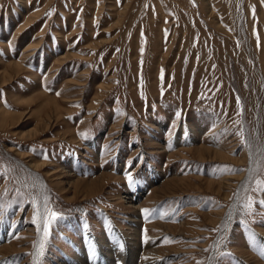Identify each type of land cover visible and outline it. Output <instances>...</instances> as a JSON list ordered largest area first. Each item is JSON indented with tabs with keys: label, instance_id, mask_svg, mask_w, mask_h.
<instances>
[{
	"label": "rangeland",
	"instance_id": "1",
	"mask_svg": "<svg viewBox=\"0 0 264 264\" xmlns=\"http://www.w3.org/2000/svg\"><path fill=\"white\" fill-rule=\"evenodd\" d=\"M261 146L264 0H0V264H33L38 190L40 264H264Z\"/></svg>",
	"mask_w": 264,
	"mask_h": 264
},
{
	"label": "snow or ice",
	"instance_id": "2",
	"mask_svg": "<svg viewBox=\"0 0 264 264\" xmlns=\"http://www.w3.org/2000/svg\"><path fill=\"white\" fill-rule=\"evenodd\" d=\"M179 113H177V118H179ZM241 137H243V131L240 132ZM242 142H244L242 140ZM249 148V160L250 164L253 162V153H252V144H247ZM257 153L260 154V158L264 159V146L257 148ZM47 157H45L46 159ZM226 170L230 171H239V170H232L228 169V166H221ZM262 170L259 161L256 162V167H250L248 169L249 176L247 180L244 182L243 189L248 192H255L257 194H264V179L260 178L259 175L256 176V179L253 181V175L259 173ZM2 173H0V177H2ZM127 179L129 181V185L132 184V176L131 173L127 174ZM252 183V187L249 188L248 184ZM238 195V194H237ZM30 204L33 208V219L32 223L37 225L38 231L43 233V236L39 240V243L35 245L36 252L32 253L34 259L33 264H40V257L43 255L44 243L47 237L50 235L49 226L55 222H57L61 218V214L57 213L55 210L52 209L50 206V196L44 192L43 190H38L35 195L30 194ZM259 204L264 206V199L254 200L251 195L246 198V201L242 204V208L249 214L252 212L253 204ZM5 204L3 203L2 199H0V212H2L5 208ZM144 214L145 220H147L150 216H157L158 218H165V213L162 212L160 209H148L144 208L141 210ZM226 226V225H225ZM252 239L255 241L256 237L253 234ZM264 247V245H261ZM215 257H209V264H214ZM197 264H202V262H197Z\"/></svg>",
	"mask_w": 264,
	"mask_h": 264
},
{
	"label": "bare ground",
	"instance_id": "3",
	"mask_svg": "<svg viewBox=\"0 0 264 264\" xmlns=\"http://www.w3.org/2000/svg\"><path fill=\"white\" fill-rule=\"evenodd\" d=\"M177 143L179 142V138L177 137L175 140ZM134 224H138L139 222L137 220L133 221ZM138 230V229H135ZM136 233L137 231H135V235L132 236V238L127 237V240L129 238L128 241H136L134 240V236L136 237ZM117 243L113 242L110 243L109 241L102 242L101 244H96V253H92L90 252L91 249L89 247V244L91 242L92 245H94L95 241H90V240H86V249L85 250H79V257L80 260L76 261L75 263H69L70 259H68L67 261H65L66 264H116L115 262H124L123 259L121 258V255L123 254V251H121L122 247H120L118 245V242L122 243L123 241H125L124 239H120V238H116ZM131 243V242H130ZM133 243V242H132ZM100 245V247H99ZM102 248L103 251L100 250L98 251V249ZM116 258V259H115ZM133 261H131V263H135L134 261L136 259H132Z\"/></svg>",
	"mask_w": 264,
	"mask_h": 264
}]
</instances>
